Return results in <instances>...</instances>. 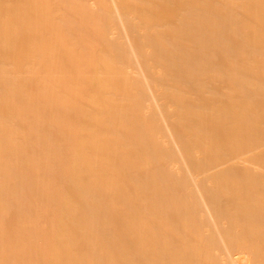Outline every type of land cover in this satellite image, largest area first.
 <instances>
[{"label":"bare ground","instance_id":"1","mask_svg":"<svg viewBox=\"0 0 264 264\" xmlns=\"http://www.w3.org/2000/svg\"><path fill=\"white\" fill-rule=\"evenodd\" d=\"M0 264H264V0H0Z\"/></svg>","mask_w":264,"mask_h":264}]
</instances>
